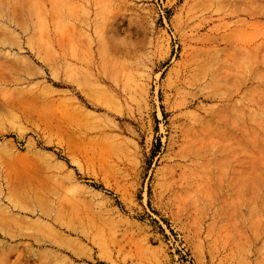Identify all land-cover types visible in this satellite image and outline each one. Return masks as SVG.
I'll return each instance as SVG.
<instances>
[{
  "label": "rangeland",
  "instance_id": "rangeland-1",
  "mask_svg": "<svg viewBox=\"0 0 264 264\" xmlns=\"http://www.w3.org/2000/svg\"><path fill=\"white\" fill-rule=\"evenodd\" d=\"M0 264H264V0H0Z\"/></svg>",
  "mask_w": 264,
  "mask_h": 264
}]
</instances>
